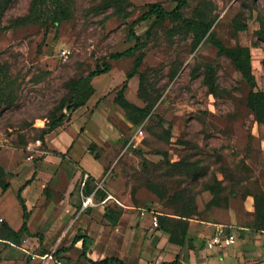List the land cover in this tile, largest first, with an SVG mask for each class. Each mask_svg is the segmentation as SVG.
<instances>
[{"label": "rangeland", "instance_id": "1", "mask_svg": "<svg viewBox=\"0 0 264 264\" xmlns=\"http://www.w3.org/2000/svg\"><path fill=\"white\" fill-rule=\"evenodd\" d=\"M65 1L70 2L73 15L56 26L51 22L16 24L19 16L29 12L32 0H0V62L21 83L18 105L0 108V165L12 169L4 175L10 185L12 180L22 185L30 165L37 173L41 170L43 178L39 198L29 203L28 231L21 230L20 211L16 218L0 212V232L5 223L20 231L17 243L0 237V264H93L82 253L59 251L71 243L78 229L94 237L104 234L97 246L109 243L110 251L130 264L174 259L195 264L192 238L194 247H205L212 259L248 264L250 259L236 257L239 250L252 258L258 255L250 252H264V232L255 229L261 217L254 208L258 195L264 212V123L257 121L248 105L251 84L210 38L204 37L195 46L194 35L181 20L141 21L135 30L147 40L141 67L146 80L141 84L135 73L127 81L125 95L137 105L151 106L149 115L136 124L128 118L115 100L126 81L120 80L84 113L86 122L76 141L80 134L89 135L87 154L77 159L70 149L59 153L39 138L55 99L99 62H109L125 74L132 72L135 55L111 56L136 43L130 34L131 22L150 2L172 9L178 0H130L128 18L116 7L103 11L105 0ZM183 13L212 21V29L226 45H250L256 89L264 90V0H188ZM243 22L247 28L237 27ZM63 48L71 50L68 57L62 55ZM208 72H213L216 92L205 82ZM117 74L113 73L114 81L119 79ZM99 75L100 81L108 76ZM11 122L19 125H6ZM87 167L95 174L89 181L101 188L99 198L114 194L126 204L152 207L160 212L159 224L153 223L157 227H144L139 210L133 208L132 223L112 233L114 219L119 221L126 208L116 201L108 202L105 213L90 212L86 224L79 227L77 212L71 209L76 190H67L74 178L79 187L83 185L85 172L91 174ZM214 176L227 186V206L207 207L213 193L203 187ZM184 186L193 192L183 196ZM246 188L249 193L244 192ZM9 190L7 197L14 201V192ZM161 215L174 218L172 231L161 227ZM217 222L249 226L241 235L248 246L240 238L223 248L206 246ZM173 235L186 243L173 241ZM256 259L249 264H258Z\"/></svg>", "mask_w": 264, "mask_h": 264}, {"label": "trees", "instance_id": "2", "mask_svg": "<svg viewBox=\"0 0 264 264\" xmlns=\"http://www.w3.org/2000/svg\"><path fill=\"white\" fill-rule=\"evenodd\" d=\"M103 7L101 8L103 11L108 10L110 7H116V10L128 18L131 14L130 11H127V5L130 4V0H105L103 1ZM70 2H66L65 0H32L30 10L25 15L19 16L17 18L16 24L22 23H54L56 26H59L62 21L70 19L72 17V7L69 4ZM188 0H178L177 4L172 9H167L160 2H150L148 3V8L144 10L142 14L136 17L130 26V34L133 35L136 39V43L129 48L113 53L112 57H124L126 55H135V63L132 72L127 73L126 81L122 84L119 89L117 96L115 97L116 102L122 106L126 110V114L128 118L133 123L142 122L150 113L151 106H141L131 102L126 98L125 91L128 87V79L132 77L135 73H139L141 77V84L146 80V75L141 67L143 65L144 58V47L146 45V41L143 38V35H140L135 30V25L139 22L149 19H154V21H162L167 18H171L173 20H181L184 24L186 30L191 32L194 35V45L197 44L204 38H210L218 47L219 52L221 54L227 55L232 59L237 68L241 71L243 77L251 84L252 88L248 94V105L251 110L254 112L256 119L260 123H264V90L256 89L257 79L256 75L252 69V53L250 45L236 44L234 46L226 45L216 34L214 29H212L213 22L206 20L203 17L195 18L184 16L183 9L187 5ZM239 28H247V22H243L242 25H238ZM151 29L148 28L145 35L150 34ZM211 67V66H210ZM112 68L109 62L98 63L97 67L90 71L88 75L80 76L78 80H75L71 83V88L66 89V92L61 96H58L55 99L54 104L49 108L48 114L46 115L49 118L46 126L39 130V138L46 142L47 133L51 132L53 129L62 125L64 120L68 118V112H72L76 108L87 103L88 99L94 92V86L92 84V79L94 76L108 72ZM211 69V68H210ZM9 71L7 69V65L0 62V108L1 110H6L12 108L17 104V99H19V92L21 89V83L17 81L16 78H12ZM206 84H208L211 92H216L217 85L215 84L213 72H208L207 77L205 78ZM66 109V110H64ZM10 122V121H9ZM8 126L11 125H19L17 123L11 122V124H6ZM4 167L0 165V187L2 189H7L10 186V182L7 178L4 177L6 175ZM2 175V176H1ZM201 176L198 175L197 178ZM29 179L26 183L30 182ZM206 189H210L213 193V197L207 203V207L211 205L216 206H227L229 205L227 201V186L224 183V180L218 179L214 176V180L205 181L204 187ZM236 188V187H235ZM234 188V189H235ZM22 188H20L18 192V199L21 201L24 207V221L21 227V230L28 231V208L25 203V200L22 196ZM249 188H246L244 192L249 193ZM193 188L184 186L182 188L183 196L190 193ZM236 190V189H235ZM193 192V191H192ZM188 200V199H187ZM189 201V200H188ZM187 201V202H188ZM191 202V200H190ZM256 209L255 213L260 215L259 226L255 229H264V212L263 207L261 206V202L259 196L256 195ZM163 219L161 220V227H163L166 231H172V223L171 219L174 220L171 216H160ZM166 220H169L168 222ZM116 222V220H114ZM171 225V227H170ZM4 231L0 232V237L7 239L12 242H19L20 231L12 228L7 223L4 224ZM248 228H239V231L242 234L249 231ZM79 236L77 235L74 239V243L77 241ZM171 239L179 244H185L186 242L183 239H179L176 236H171ZM88 238L84 239L83 245V255L87 257V249H88ZM191 247H194V238L191 240ZM68 248L63 247L59 251H67ZM90 262L93 264H113V263H122L124 262L118 257H105L100 260L90 259ZM174 262L175 264H183L178 259H174L169 263Z\"/></svg>", "mask_w": 264, "mask_h": 264}, {"label": "crops", "instance_id": "3", "mask_svg": "<svg viewBox=\"0 0 264 264\" xmlns=\"http://www.w3.org/2000/svg\"><path fill=\"white\" fill-rule=\"evenodd\" d=\"M115 71L118 73L117 76L119 77V79L117 81H114L113 73ZM106 73L108 76H106V78L103 79L102 81L98 80V78L100 77L99 74L93 77L92 83H93L95 90H94L91 98L87 101V103L76 108L75 110H73L71 113V116L68 119L69 121L67 123H65L64 125H60L57 128L53 129L51 132L47 133L46 144L51 149L57 150L59 153H60V151L64 152L67 149H70L73 157H75L77 159L78 158L80 159L85 154H87V153H85L86 151H88L86 142L88 141V139H90L89 135L80 134L81 135V137L79 138L80 141H76L78 134L81 132V127H82L83 123L86 122L85 114H84L85 111L90 106L95 104V101L98 100L101 93L106 92V91L110 90L111 88L115 87L116 85H118L120 83V80L122 81L123 79H126V77H127V74H125V72H123L121 69H118L117 67H112L108 72H105L102 74L106 75ZM92 123H94V122L92 121ZM61 141H64V142L61 144L60 143ZM47 158H49V157H47ZM70 164L72 167L76 166L75 164H72V163H70ZM82 165H83V163H82ZM30 166L31 167H30L29 172L27 174L23 175L25 180H24V183L22 185L19 186V182L17 180H15V181L12 180L11 185L7 189H2L0 187V193H2L1 192L2 190H5L2 193L3 196L0 197V212L5 211V213L9 214L11 217L16 218L17 215L19 214V211H20L23 214V221H24V207H23L21 201L18 199V192H19L20 188L23 187L22 196H23L25 203L27 205V208H28L27 224H28V220L30 219V214L32 211L29 203L31 202L34 204L36 202V200L39 198V196L41 194V188L40 187H41V184L43 182V178L42 177L40 178V174H42L41 170H38V173H37L35 166L34 165H30ZM10 170H12L10 167L5 168L6 172H10ZM87 170L90 171L91 168H88ZM90 172H91V174L88 171L85 172V174L86 173L89 174V177L86 179V181L83 183L82 186L79 187L77 185V178H74V180L71 182V184L69 185L68 190H67L69 193L72 192L73 190H76V193L71 195L72 199H73L72 204H71V209H72L73 214L77 212V219H78L77 222L78 223L77 222L76 223H77V225H79V227H82L83 225L86 224V222H87L86 220L90 216V212H92L93 215H95V213H98V211H102L105 213L106 207L108 206V202L110 204H112L115 201L117 203H119L120 205L125 206L126 208L124 210L122 209V213L118 219L119 221H117L116 218L114 219L117 222L113 223L116 225H115V230L112 233L115 234L119 231V229L121 227L125 228L127 225H130L132 223L131 216L129 214L132 213L133 208L134 209L137 208L139 210V213L141 215L140 221L144 227H146V226H148L150 228L157 227L153 224V220H152V211H156L158 213V216L160 215V212L157 211L156 209L149 207V206H145V205L134 206L131 204H126L125 202H123V200L117 198L114 194H112V197H109L105 201H104V199L108 195L107 196L105 195V196H102L101 198H99L101 188H99L97 186L93 187V185L91 184V181L94 180L95 174L93 171H90ZM85 174H84V176H85ZM70 177H71V179H73L72 176H70ZM29 179H31V181L26 183ZM89 180H91V181H89ZM10 188H12V190L14 192V196H15V198L13 197L14 201L12 199H8V197H7L8 193L10 192V190H9ZM87 196H92L94 203L84 205V199ZM2 198L6 199V202H8L6 205L2 204L3 203ZM247 199H248V202L251 204L252 203L251 195H249L247 197ZM10 200L14 202L13 206L11 205L12 202ZM95 203L98 204L99 207H96L97 205H95ZM17 204L19 205L20 209L17 206ZM9 208H12V209L9 210ZM254 208H255V205H254ZM142 209H146L145 214L141 213ZM248 209H250V211H252L251 207H249ZM23 221H22V223H23ZM217 223L214 224L213 232L209 235L208 239L214 233ZM227 224H231L232 226H234L233 229L237 235V240H238V238H240V240L242 241L244 246L247 247L248 245L246 244V240L244 237H241V233L239 232V228H248L249 229L250 227L246 226V225H241L239 223H234V222L227 223ZM95 227L96 226H94V228ZM97 227H100L99 224L97 225ZM261 230L264 232V229H261ZM200 233L201 232H199V234ZM77 235L79 236V238L74 243V239ZM103 236H104V234L100 235V237L99 236L94 237L91 233L86 232L84 229H78L74 233L73 238L71 240V243L67 244V245L65 244L62 246V248L66 247V248H68V250L62 251V252L63 253L69 252V253H82L83 254L84 239L88 238L89 241H88V249H87V257L86 258L89 261H90V259L100 260V259H103L105 257H118L117 255H115L114 252L112 253L110 251L109 243H106V245L104 247L103 246L102 247L97 246L99 244L98 242H100L102 240ZM237 240H236V242H237ZM95 245H96V247H95ZM192 250L195 251V256L197 257V259L195 260V264H224L226 262V260L220 259V258L212 259L208 255L205 247L204 248L193 247L191 249V251ZM250 253H255V254L257 253L258 256H255V257H257L258 260L255 257H253V258L249 257V254H247V252L244 251V249L242 251L239 250L237 252L238 255L236 257L237 258L239 257V259H240L243 256L244 259H247V258L250 259V262H248V264L251 263L254 259H256L258 261V264H264V252L263 251L261 252V254H259L258 252H250ZM225 255L228 257V255H229L228 252H226ZM118 258L121 259L124 262V264H130L131 262L129 259H132V257H129L128 258L129 261L127 260L128 262L126 263L121 257H118ZM199 259H201V260H199ZM170 261H172V260H163L162 262H160L158 264H168ZM115 264H122V263H115ZM235 264H237V263H235Z\"/></svg>", "mask_w": 264, "mask_h": 264}, {"label": "built area", "instance_id": "4", "mask_svg": "<svg viewBox=\"0 0 264 264\" xmlns=\"http://www.w3.org/2000/svg\"><path fill=\"white\" fill-rule=\"evenodd\" d=\"M71 53L69 48H63L62 55L68 57ZM89 177V174L86 173L84 176V182ZM109 197H112V194H109L105 199L107 200ZM90 203H94L92 196H87L84 199V205H88ZM142 214L146 213V209L141 210ZM152 220L155 225H158V213L156 211H152ZM234 226L227 223H217L214 233L211 237L207 240V246L210 248L214 247H225L231 245L236 242L237 235L234 231Z\"/></svg>", "mask_w": 264, "mask_h": 264}]
</instances>
